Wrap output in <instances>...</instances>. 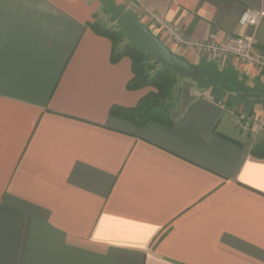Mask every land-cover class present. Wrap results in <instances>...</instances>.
Instances as JSON below:
<instances>
[{"label": "crops", "instance_id": "crops-1", "mask_svg": "<svg viewBox=\"0 0 264 264\" xmlns=\"http://www.w3.org/2000/svg\"><path fill=\"white\" fill-rule=\"evenodd\" d=\"M113 1L192 42L264 14V0ZM104 5L0 0V264H264V74L173 50L218 79L179 75L171 125L111 116L154 89L127 88L131 58L92 27ZM257 31L264 53V18Z\"/></svg>", "mask_w": 264, "mask_h": 264}, {"label": "trees", "instance_id": "trees-1", "mask_svg": "<svg viewBox=\"0 0 264 264\" xmlns=\"http://www.w3.org/2000/svg\"><path fill=\"white\" fill-rule=\"evenodd\" d=\"M92 27L99 34L107 36L112 40L113 61H118L124 56L131 58L133 77L128 82V89L136 90L148 86L156 89L155 91L148 92L134 107L113 105L110 109V115L127 119L137 127H142L150 121H158L171 125L170 112L176 104L175 101L170 100L171 93L177 83L178 76L183 74L156 60L148 51L132 40L124 47H120V42L126 36L119 26V30H113L102 26L99 22H95L92 24ZM159 64L162 65L161 68H157ZM193 78L198 80L201 85H209L216 81L215 79L210 80L211 78L206 81L200 74L193 76Z\"/></svg>", "mask_w": 264, "mask_h": 264}, {"label": "built area", "instance_id": "built-area-1", "mask_svg": "<svg viewBox=\"0 0 264 264\" xmlns=\"http://www.w3.org/2000/svg\"><path fill=\"white\" fill-rule=\"evenodd\" d=\"M132 8H135L134 5ZM139 17L148 27H150L148 24L156 26L173 46L191 47L207 57L236 60L264 74V53H257L255 50V33L264 18V14L260 11L245 9L240 18V24L250 27L251 32L246 35H227L223 41L213 39L192 42L186 38L183 27L176 22L162 20L151 12H146ZM149 29L151 30V27ZM240 120L245 121L247 127L251 125V120L245 114L240 115Z\"/></svg>", "mask_w": 264, "mask_h": 264}, {"label": "water", "instance_id": "water-1", "mask_svg": "<svg viewBox=\"0 0 264 264\" xmlns=\"http://www.w3.org/2000/svg\"><path fill=\"white\" fill-rule=\"evenodd\" d=\"M117 23L128 39L143 47L156 60L187 77L200 74V69L196 65L173 52L159 37H157L149 27L141 21L139 15L133 8H128L123 11L119 15ZM205 80L208 81L209 76H206Z\"/></svg>", "mask_w": 264, "mask_h": 264}, {"label": "rangeland", "instance_id": "rangeland-1", "mask_svg": "<svg viewBox=\"0 0 264 264\" xmlns=\"http://www.w3.org/2000/svg\"><path fill=\"white\" fill-rule=\"evenodd\" d=\"M104 2H105V16H104V18H103V20H97L96 22H99L102 26H104V27H106V28H109V29H113V30H119V25H118V23H117V19H118V17H119V15H120V13L121 12H123V11H125L126 9H128V8H131L133 5H132V3L130 2V1H125V2H123L121 5H116L115 3H114V1L113 0H104ZM146 13V12H145ZM144 13H142L141 14V16L143 15ZM148 24V23H147ZM261 24V23H260ZM150 27H151V31L157 36V37H159L163 42H165V44L173 51H179V50H181L182 48H180V47H178V46H174L173 47V44L166 38V36L165 35H163V33L158 29V28H156V26H154V25H152V24H148ZM149 27V28H150ZM259 28V27H258ZM258 30V29H257ZM257 33H258V31H256V33H255V39L257 40ZM131 42V40L130 39H128L127 37H124L123 38V41L122 42H120V47H124L126 44H128V43H130ZM186 49V48H185ZM191 49H193V48H191ZM193 50H195V49H193ZM173 51V52H174ZM196 51V50H195ZM198 52V51H197ZM199 53V52H198ZM199 54H201V53H199ZM201 55H203V54H201ZM204 56V55H203ZM210 58V57H209ZM162 67V65L161 64H159L158 66H157V68H161ZM203 70V68H201L200 69V72ZM200 75H201V77H203V78H205L206 76H209V79L210 80H213V79H215V80H217L218 79V76H219V74H216V73H214L213 71H211V70H203V72L202 73H200ZM178 80H179V76H178ZM178 80H177V83H176V85L174 86V88H173V91H174V89H175V87L177 86V84H178ZM195 83H197V84H199V82H198V80H196L195 78H194V80H193ZM201 85V84H200ZM153 89L154 90H152V91H155L156 89L153 87ZM173 91H172V93H171V101H174L173 100V97H172V94H173Z\"/></svg>", "mask_w": 264, "mask_h": 264}]
</instances>
